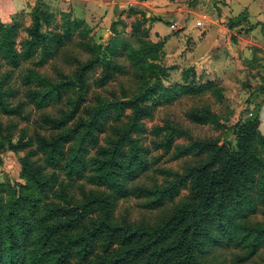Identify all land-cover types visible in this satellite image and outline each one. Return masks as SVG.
<instances>
[{
  "label": "trees",
  "instance_id": "16d2710c",
  "mask_svg": "<svg viewBox=\"0 0 264 264\" xmlns=\"http://www.w3.org/2000/svg\"><path fill=\"white\" fill-rule=\"evenodd\" d=\"M32 8L30 23L22 13L10 23L0 19V112L8 117L0 121V162L4 149L24 151L22 180L0 182V264H264L259 114L237 119L233 137L223 140L193 138L173 120L156 124L154 148L184 158L185 166H154L160 156L144 144L142 120L183 95L210 93L222 101V85L198 82L194 66L182 71L183 82L166 83L175 68L163 62L168 37H149L146 13L133 23L135 41L127 37L112 46L93 42L91 27L72 9L46 0ZM131 12L141 10L131 6ZM75 39L87 58L66 53ZM61 54L72 60L71 71L41 70ZM26 61L19 97L13 78ZM123 76L130 81H122L120 92L101 91ZM33 108L38 116L32 129L20 127L18 119L30 120ZM186 115L227 127L210 102ZM155 170L163 178L145 183ZM130 197L153 214L120 215L121 200ZM222 249L232 250L231 256Z\"/></svg>",
  "mask_w": 264,
  "mask_h": 264
},
{
  "label": "crops",
  "instance_id": "0c3cea01",
  "mask_svg": "<svg viewBox=\"0 0 264 264\" xmlns=\"http://www.w3.org/2000/svg\"><path fill=\"white\" fill-rule=\"evenodd\" d=\"M35 1L0 0V19L12 22L20 13L29 12ZM52 1L64 6L73 1L87 20L95 17L104 27H109L131 6L141 12L144 8L152 40L167 36L166 51L176 49L174 53H177L187 48L182 35L188 36L190 43L184 55L188 65L207 79L216 80L226 88L234 87L237 91L234 96L244 109L241 118L258 113L264 126V0ZM236 20L239 23L231 26L230 21ZM249 80L252 86L244 87V81ZM249 96L251 102L247 103Z\"/></svg>",
  "mask_w": 264,
  "mask_h": 264
},
{
  "label": "rangeland",
  "instance_id": "374dc122",
  "mask_svg": "<svg viewBox=\"0 0 264 264\" xmlns=\"http://www.w3.org/2000/svg\"><path fill=\"white\" fill-rule=\"evenodd\" d=\"M37 1L38 0L35 1L33 7L37 3ZM46 1H50V4L58 7L61 10H64L65 8L66 10L69 8H72V11L74 10L73 12L76 15L78 14L80 16L85 17L84 14H82V11H80L81 9L79 10V8L74 5L73 1H70L69 5L66 4V6L59 5V3L54 2L52 0H46ZM31 9L33 8L31 7ZM141 9H142V13L140 15H138L137 12H133V13L131 12V14L122 12L123 13L122 15L124 16L121 15L115 20H113L112 23L113 22H117V23L116 24L114 23L115 24L114 26H112V23H111L109 27H104L103 25H100L99 21H96L97 19H95V17L89 18L88 20L85 17L84 19H86V22L89 24V26L92 29L89 35L90 39L96 43H102V44L110 43L112 46H115L118 42H120V40L127 38V37H130L132 39L131 41H135V39L131 37L133 23L137 19L141 20L144 17V13L146 12L144 8H141ZM21 17H23L24 22H26V24L30 23V20H31L30 11L27 12L26 14L22 13ZM16 18H18V16ZM58 18H59V15H58ZM143 26L147 28L146 22L143 23ZM44 29H48V28L44 27ZM22 34H26V33L22 31ZM148 34L150 37L149 31H148ZM182 36H183L182 42H184V46L187 47L184 50L174 53L177 51L175 49L174 51L168 53V51H166L164 47L165 55L163 56V62L166 65H175V68L170 70V75L168 79L165 81L168 84L175 83V82H183L182 71L188 68L189 66H192V65H188V62H186L188 60H186V58L184 57V55L186 54L185 51L188 49V44L190 43V38L188 39V36H184V35ZM66 53L67 54L73 53V54L83 57L84 59L87 58V54H88L87 52L84 53V50L82 46L79 44V41L77 39H75L72 43L69 44ZM67 54H61L55 61L44 64L41 67V70L50 75H57L56 74L57 68L58 69L63 68L64 70L71 71L73 68L72 60L68 59ZM28 64H30V62L26 61L24 64H22V66H20V68H16L15 70L13 83L16 87L19 88V91H18L19 97L23 96L24 94V84L21 79V74L23 72H26V67ZM196 73H197L196 80L198 82L207 80V78L199 71H196ZM94 76L95 74L94 75L91 74L90 79L94 80ZM122 81H124L125 84L128 85L130 79L125 78L124 76L119 77L116 80H114L112 83H110L106 90L102 89L101 91H103L104 93H107V91L114 89L117 92H120ZM243 86L246 88H249L250 86H252L251 81L250 80L248 82L244 81ZM222 88H223V94H224V98L222 101H218L217 98L210 93H206L201 96H193V97L183 95L179 97L178 99L174 100L172 103L163 104V105L158 106L152 118H145L142 120L145 125V129L143 131V142L145 145H147L150 148V155L160 156L159 161L154 166L161 167V168H168V169L176 170V171L183 170L185 166L184 158L175 159L171 157L172 153H164L163 148H158V149L154 148L153 140L156 136L152 133V128L156 124L162 125L168 120L180 122L181 124H183L184 126L188 128L189 133L190 135L193 136V138L215 137V138H219L223 140L225 138L233 137V134L230 130V126L237 119L242 117V113L244 109L241 108V103L234 96V94L237 92L234 87L226 88L224 85L222 86ZM226 92L230 95L232 94L233 96L232 97L230 95L227 96ZM245 101L247 103L251 102L250 96ZM204 102L211 103L213 108L220 113L223 121L227 123V127L217 128V127H214L212 124H198L188 119L186 112L190 108L201 105ZM51 111L56 112L57 111L56 106L51 107ZM37 116H38V111L33 108L31 119L30 120L18 119L19 126L20 127L24 126L29 129H32L33 119H35ZM7 120H8V117L1 114L0 112V121L7 122ZM178 141L187 142L188 138L180 137L178 138ZM23 154H24V151L13 152L7 149L2 150L3 160L0 162V182L10 181L11 183H14V182H18L22 180L20 178V170H21L20 157L23 156ZM155 178L162 179L163 176L162 174H160V172L156 170L150 171V173L143 178V181L145 183L146 182L152 183L153 179ZM184 193H186V189L182 190V194ZM141 202H142L141 199H138L135 197H130L125 200H121L119 208H118V213L119 214L128 213L130 217L135 218V219L141 218L143 214L147 216H150L151 214H153L149 211H146L143 208ZM220 253H222V255L227 256L229 258L232 254V250L222 249L220 250Z\"/></svg>",
  "mask_w": 264,
  "mask_h": 264
},
{
  "label": "built area",
  "instance_id": "2783aa9c",
  "mask_svg": "<svg viewBox=\"0 0 264 264\" xmlns=\"http://www.w3.org/2000/svg\"><path fill=\"white\" fill-rule=\"evenodd\" d=\"M204 16H206V15H204Z\"/></svg>",
  "mask_w": 264,
  "mask_h": 264
}]
</instances>
